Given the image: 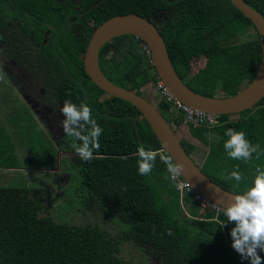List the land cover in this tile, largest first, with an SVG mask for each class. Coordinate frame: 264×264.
Returning <instances> with one entry per match:
<instances>
[{
  "label": "trees",
  "instance_id": "trees-1",
  "mask_svg": "<svg viewBox=\"0 0 264 264\" xmlns=\"http://www.w3.org/2000/svg\"><path fill=\"white\" fill-rule=\"evenodd\" d=\"M243 1L264 17V0ZM6 8L15 18V29L38 48L34 61L45 71L54 99L63 103L70 100L78 106L88 104L92 117L104 129L99 153L94 152V156L102 158L84 162L70 149L76 159L78 188L84 192L82 201L97 202L118 215L124 240L159 251L161 264H244L232 249L220 259L212 248L223 241L233 243L230 232L235 223L223 226L227 223L223 212L202 211L195 195L176 189L167 165L160 159L168 156L160 151L148 123L131 104L96 87L83 70L82 58L91 33L86 21L102 22L118 15L136 14L154 23L158 12H167L170 18L157 29L179 79L198 94L216 97V92L223 91L225 98L240 92L259 69L261 41L250 20L229 0H0V44L7 43L9 36ZM72 15L79 16V35L63 28L69 25L67 19ZM50 21L55 31L47 43H42L45 24ZM249 28L254 35L246 41L226 44L227 39L244 34ZM143 45L140 39L124 34L107 41L98 53L104 76L140 96L145 85L156 82L154 67L149 64ZM198 50L205 63L192 73L191 60ZM156 108L172 129L182 123L183 115L169 103L161 99ZM26 116H8L7 122L17 128L16 135L29 145L26 147L32 156L28 163L44 168L53 148ZM231 116H218V124L212 128L189 125V132L208 146L200 170L223 189L242 195L255 179L256 166L264 168V156L256 160L254 154L251 163L230 158L224 149L229 139L225 132L228 128L244 131L253 145L259 144L264 150V97L253 109L234 119ZM13 135L0 125V168L21 166ZM180 142L191 155L193 145L183 139ZM140 146L158 152L155 168L147 176L138 174ZM237 165L245 180L234 188L236 182L224 180L222 174L230 173ZM18 190L0 187V264H124L114 256V244L97 225H59L37 218L16 198ZM196 231L201 239L194 235ZM259 255L264 259V252Z\"/></svg>",
  "mask_w": 264,
  "mask_h": 264
},
{
  "label": "rangeland",
  "instance_id": "rangeland-1",
  "mask_svg": "<svg viewBox=\"0 0 264 264\" xmlns=\"http://www.w3.org/2000/svg\"><path fill=\"white\" fill-rule=\"evenodd\" d=\"M6 9L5 16L10 35L14 32L19 35L13 38L9 36V43L0 44V125L5 126L10 134H14L11 139L21 166L18 169L0 168V187L20 189L15 194L16 198L32 210L37 218L48 219L59 225L80 226L85 223L97 225L112 245L114 244L113 247L116 248L114 256L124 264H161L162 257L159 251L149 246L137 247L131 241L124 240L118 215L97 202L86 204L82 201L84 192L78 188L77 184L76 159L70 152L73 138L67 137L60 126V121L65 119L60 113L63 102H54L53 91L46 83L45 71L38 68L34 61L38 48L21 38L20 33L15 29V18L11 10ZM170 15L167 12H158L153 19V24L156 28H161ZM51 28V26L47 27L48 30ZM77 29L74 31H78ZM253 35L254 31L249 28L246 33L229 38L225 42L226 44L240 43ZM49 37L50 34L47 31L42 43L47 42ZM204 63L203 53L198 50L197 55L191 60V72L196 73L203 68ZM89 89L92 90V87ZM141 91L142 97L153 105H157L159 95L151 83L145 85ZM216 97L224 98L223 91L216 92ZM21 113L31 119L40 137L53 148L44 168H34L28 163L32 156L26 147L29 145L16 135L17 128L7 122L8 116L15 118ZM234 115L231 119L238 117L241 113ZM174 132L179 139L193 145L194 150L190 156L200 168L203 158L208 153V146L193 138L189 127L184 123L176 127ZM21 141L22 145L19 143ZM253 181H251V187ZM32 189L42 191H32ZM187 212L189 213V209ZM194 235L197 239H201L199 232L196 231ZM206 242L208 247H211L210 242ZM212 248L222 259V255H227L231 251L232 245L230 247L223 241L221 247L213 244ZM244 264H250V262L244 260Z\"/></svg>",
  "mask_w": 264,
  "mask_h": 264
},
{
  "label": "water",
  "instance_id": "water-1",
  "mask_svg": "<svg viewBox=\"0 0 264 264\" xmlns=\"http://www.w3.org/2000/svg\"><path fill=\"white\" fill-rule=\"evenodd\" d=\"M231 4L250 20L261 41L262 56L254 79L233 96L207 97L193 91L175 73L164 39L156 26L146 18L136 14L110 17L100 23L92 32L83 54V70L90 81L105 94L128 102L142 115L150 126L161 149L173 163L183 166L181 179L204 199L225 209L233 201L235 194L223 189L209 179L195 164L183 148L179 137L155 105L131 90L124 89L109 81L99 67L98 53L103 44L120 35H131L140 39L150 52L156 75L164 83L176 100L195 110L216 115H233L253 109L264 97V17L243 0H229ZM128 26L132 32H124L107 40V35L117 26Z\"/></svg>",
  "mask_w": 264,
  "mask_h": 264
},
{
  "label": "clouds",
  "instance_id": "clouds-1",
  "mask_svg": "<svg viewBox=\"0 0 264 264\" xmlns=\"http://www.w3.org/2000/svg\"><path fill=\"white\" fill-rule=\"evenodd\" d=\"M159 100H161L160 97ZM92 111L88 104L81 103L78 106L70 100H65L63 107L60 108V113L65 117L60 121V126L67 137L74 138L71 147L84 162L102 158L94 156V152L99 153L100 137L104 129L92 117ZM225 135L229 139L224 143V149L230 158L251 163L254 154L256 160L264 156L261 146L253 145L244 131L228 128ZM76 141L82 143H76ZM165 149L166 145L160 151ZM137 155L139 157L138 174L150 175L155 168L158 152L146 150L144 146H140ZM160 159L167 165L172 180L183 173V166L173 163L170 157L161 156ZM256 173L253 186L242 195H235L230 205L225 207L224 216L227 217V223L223 226L235 223V227L230 232L232 248L240 254L242 260H248L250 264H264V259L259 255V252H264V168L256 166ZM222 178L226 181L234 180L236 182L234 188H239L240 183L245 180L238 165L230 173L222 174Z\"/></svg>",
  "mask_w": 264,
  "mask_h": 264
},
{
  "label": "built area",
  "instance_id": "built-area-1",
  "mask_svg": "<svg viewBox=\"0 0 264 264\" xmlns=\"http://www.w3.org/2000/svg\"><path fill=\"white\" fill-rule=\"evenodd\" d=\"M143 49L145 51L146 56L150 59L149 64L153 65V62L150 58V52L148 50V47L144 44ZM156 82L153 83V87L155 92L159 95V97L165 102L169 103L171 105V108L177 112H179L181 115H183V121L182 123L186 124L188 127L191 125L192 127H207L212 128L218 124V116L216 114L203 112L199 110H195L193 108H190L189 106H186L176 100L174 96L169 92V90L166 88L164 83L158 78V76L154 73ZM167 90V91H165ZM174 181L176 184V189L184 192V193H191L195 195L196 199L199 202L200 208L203 210H213L215 212H223V208L215 205L214 203L204 199L202 196L198 195L196 192H194L191 187L185 183L181 178L180 175L176 177Z\"/></svg>",
  "mask_w": 264,
  "mask_h": 264
},
{
  "label": "flooded vegetation",
  "instance_id": "flooded-vegetation-1",
  "mask_svg": "<svg viewBox=\"0 0 264 264\" xmlns=\"http://www.w3.org/2000/svg\"><path fill=\"white\" fill-rule=\"evenodd\" d=\"M79 17V16H78ZM78 17H75V16H71L69 19H67V22L69 23V25L68 24H66V25H63V28L64 29H67L68 31H71V33H73L74 35H79V33L82 31V26H81V24H80V20L78 21L77 19H78ZM79 19H82V18H79ZM47 20V19H46ZM104 21V20H103ZM102 21V22H103ZM101 21L99 22V21H96V20H94V19H90L89 21H86L85 22V25H87L88 27H89V29L91 30V33H90V35L89 36H91V34H92V32H93V30L100 24V23H102ZM8 24V23H7ZM53 28H51V30H48L47 29V27H50V26ZM45 27H46V30H44V32H43V38H42V40L44 39V34L45 33H47V31L49 32V34H50V37H51V34L55 31V26L52 24V21H50L48 24H45ZM76 28H78L77 30L78 31H74V30H76ZM6 29L8 30V28H7V26H6ZM9 32V31H8ZM19 33H20V35H21V38H23V39H26L25 37H22L23 35L21 34V31H18ZM13 34H15V35H19L17 32H15V33H12L11 35H10V32L8 33V35L10 36V37H14V35ZM9 36L7 37V39H8V41H7V43H9ZM49 37V38H50ZM49 38H48V40H49ZM89 39H90V37H89ZM89 39H88V41H89ZM48 40H47V42H48ZM47 42H44L43 41V43H47ZM7 43H4V44H7ZM88 43V42H87ZM2 45V44H1ZM35 46V45H34ZM37 51H38V49H37ZM53 99H54V96H53ZM54 102L56 103V102H62V101H58V100H55L54 99ZM232 245V244H231ZM231 245L229 244V246L231 247ZM219 247H221V245L219 244ZM232 249V252H233V254H237L238 255V257H239V259H241L242 260V258H241V256H240V254L239 253H237L233 248H231ZM216 252V251H215ZM217 253V252H216Z\"/></svg>",
  "mask_w": 264,
  "mask_h": 264
},
{
  "label": "bare ground",
  "instance_id": "bare-ground-1",
  "mask_svg": "<svg viewBox=\"0 0 264 264\" xmlns=\"http://www.w3.org/2000/svg\"><path fill=\"white\" fill-rule=\"evenodd\" d=\"M124 32H132L128 26H117L116 28H114L108 35L107 37L105 38V40L115 36V35H118L120 33H124Z\"/></svg>",
  "mask_w": 264,
  "mask_h": 264
}]
</instances>
